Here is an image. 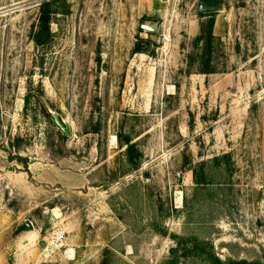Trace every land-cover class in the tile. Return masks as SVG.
I'll return each instance as SVG.
<instances>
[{"label": "rangeland", "instance_id": "rangeland-1", "mask_svg": "<svg viewBox=\"0 0 264 264\" xmlns=\"http://www.w3.org/2000/svg\"><path fill=\"white\" fill-rule=\"evenodd\" d=\"M46 3L58 13L42 45ZM202 3L0 0V174L33 163L73 185H40L31 206L0 180V264H166L171 235L210 242L223 260H264V0H217L211 74L196 46ZM203 162L212 184L197 190ZM58 229L73 252H48Z\"/></svg>", "mask_w": 264, "mask_h": 264}, {"label": "trees", "instance_id": "trees-1", "mask_svg": "<svg viewBox=\"0 0 264 264\" xmlns=\"http://www.w3.org/2000/svg\"><path fill=\"white\" fill-rule=\"evenodd\" d=\"M65 2V1H63ZM54 3H46L42 5L41 14L39 19L38 30L34 35V40L38 44H47L52 39V31L51 25L53 23V17L57 14V11L52 9ZM214 13L208 14H199L201 18H208L207 21L202 23L201 26V34L196 41L197 49L201 52L200 56V73L202 74H211L215 71L210 68V65L213 61V53L215 51V43L217 38L214 35V28H215V19L212 17ZM212 17V18H211ZM144 43L150 45L152 44L150 40H144ZM143 53H149L148 51L144 50ZM32 96V92L30 91ZM38 96H44L45 93L41 89V87L37 88ZM35 96V95H34ZM36 97V96H35ZM39 101V100H38ZM39 104L41 105L40 101ZM42 112L48 119H52L51 116L48 114L44 106L41 105ZM94 133H99L100 129H95ZM59 136L63 139V141L68 140V137L62 134V132L58 133ZM121 146L127 148V153L130 158L138 157L136 151V145L133 144V141L130 137L120 139ZM134 158V159H136ZM223 159L229 158V156L222 157ZM222 158H215L213 162L216 164L220 163ZM209 163H201L200 170L198 167L192 169L194 175V181L198 188H205L212 184L209 175L206 172V167ZM139 167V164L137 165ZM166 235V233H163ZM172 239L176 240L177 248L173 249L170 254V259L166 262V264H179L180 259H188L192 258L194 260H199L202 262H206L208 264H264V260H255V261H247V260H238V259H221L215 252V247L210 242H205L198 240L196 238H181L176 235H171Z\"/></svg>", "mask_w": 264, "mask_h": 264}, {"label": "crops", "instance_id": "crops-1", "mask_svg": "<svg viewBox=\"0 0 264 264\" xmlns=\"http://www.w3.org/2000/svg\"><path fill=\"white\" fill-rule=\"evenodd\" d=\"M17 169L18 170L15 172L8 171L3 174H0V180L6 182V188L8 192H10L12 195L16 193L19 195L26 194V196L29 197L31 206H37L38 204V194L40 185H56L65 188L66 186H73L70 183H68V185L65 184V182H71L72 178L63 176L58 173L49 174V171H47L46 174H40L38 172V167L33 163L28 166V169L25 172L21 168ZM81 184L82 183H79V185ZM197 190H200V187L197 188ZM69 241L70 240H68L65 245L70 249L67 251V254L74 251V249H72V243Z\"/></svg>", "mask_w": 264, "mask_h": 264}, {"label": "water", "instance_id": "water-1", "mask_svg": "<svg viewBox=\"0 0 264 264\" xmlns=\"http://www.w3.org/2000/svg\"><path fill=\"white\" fill-rule=\"evenodd\" d=\"M220 11V7L217 6V0H206L203 2L197 12L198 14H208V13H216ZM141 29L148 33H158L162 34V28L160 26V22H148L141 26ZM41 101L45 106L48 114L51 116L53 122L58 127V129L67 137L72 136V128L70 123L64 119L58 111H56L44 98L41 96ZM26 228H31L29 223L25 224Z\"/></svg>", "mask_w": 264, "mask_h": 264}, {"label": "built area", "instance_id": "built-area-1", "mask_svg": "<svg viewBox=\"0 0 264 264\" xmlns=\"http://www.w3.org/2000/svg\"><path fill=\"white\" fill-rule=\"evenodd\" d=\"M169 41V38L167 36H163L162 42L166 43ZM67 240V232L64 230H57L54 231L48 239V244L49 248L48 251L50 250L49 253H53L57 249H61L64 247L65 243Z\"/></svg>", "mask_w": 264, "mask_h": 264}, {"label": "bare ground", "instance_id": "bare-ground-1", "mask_svg": "<svg viewBox=\"0 0 264 264\" xmlns=\"http://www.w3.org/2000/svg\"><path fill=\"white\" fill-rule=\"evenodd\" d=\"M48 252H49V251H48ZM48 254H49V253H46V255H45V256H48Z\"/></svg>", "mask_w": 264, "mask_h": 264}, {"label": "flooded vegetation", "instance_id": "flooded-vegetation-1", "mask_svg": "<svg viewBox=\"0 0 264 264\" xmlns=\"http://www.w3.org/2000/svg\"><path fill=\"white\" fill-rule=\"evenodd\" d=\"M206 0H202V2H205Z\"/></svg>", "mask_w": 264, "mask_h": 264}]
</instances>
